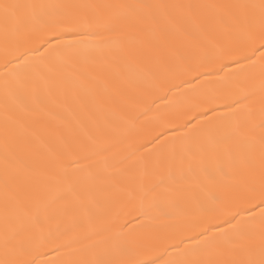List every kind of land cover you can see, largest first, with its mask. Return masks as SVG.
I'll use <instances>...</instances> for the list:
<instances>
[{
	"label": "snow or ice",
	"instance_id": "6c2138e0",
	"mask_svg": "<svg viewBox=\"0 0 264 264\" xmlns=\"http://www.w3.org/2000/svg\"><path fill=\"white\" fill-rule=\"evenodd\" d=\"M0 264H264V0H0Z\"/></svg>",
	"mask_w": 264,
	"mask_h": 264
},
{
	"label": "bare ground",
	"instance_id": "6f19581e",
	"mask_svg": "<svg viewBox=\"0 0 264 264\" xmlns=\"http://www.w3.org/2000/svg\"><path fill=\"white\" fill-rule=\"evenodd\" d=\"M222 2H231V0H222Z\"/></svg>",
	"mask_w": 264,
	"mask_h": 264
}]
</instances>
